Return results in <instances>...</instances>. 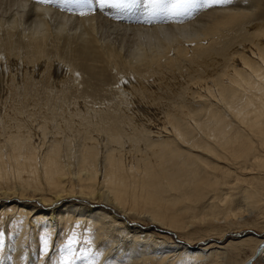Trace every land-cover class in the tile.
<instances>
[{
    "label": "bare ground",
    "instance_id": "6f19581e",
    "mask_svg": "<svg viewBox=\"0 0 264 264\" xmlns=\"http://www.w3.org/2000/svg\"><path fill=\"white\" fill-rule=\"evenodd\" d=\"M4 1L7 6L1 8L29 29L28 64L34 66L49 45H57L53 37L65 20L76 27L94 22L97 42L105 37L124 44L152 33L157 38L149 47L121 52L107 43L103 57L138 75L139 67L149 73L188 62L193 74L185 89L192 90L195 101L191 108L175 104L181 91L169 86L165 100L172 101L161 116L141 117L126 101L122 111L115 105L93 112L63 105L70 113L63 117L60 105L45 103L29 118L16 111L0 123L2 264H21L26 242L39 246V263L57 250L62 264L108 263L119 252L126 257L118 264H264V22L250 20L264 0H147L152 13L162 2L172 10L132 14L131 21L122 16L107 21L101 11L63 15L46 4L49 0ZM99 7L113 8L104 2ZM182 9L188 12L173 17ZM239 24L252 29L253 37L229 55L220 72L213 70L208 59L228 50L210 48L220 26ZM161 28L174 37L187 32L191 39L164 41L157 35ZM4 43L11 54L10 36ZM36 213L32 222H42L33 231L28 220ZM5 226L12 238H4ZM61 226L60 246L55 238ZM166 232L184 244H175ZM77 252L82 257L72 256Z\"/></svg>",
    "mask_w": 264,
    "mask_h": 264
},
{
    "label": "rangeland",
    "instance_id": "374dc122",
    "mask_svg": "<svg viewBox=\"0 0 264 264\" xmlns=\"http://www.w3.org/2000/svg\"><path fill=\"white\" fill-rule=\"evenodd\" d=\"M158 1L160 0H157V2ZM193 1L189 3L188 7L195 3H193ZM239 1L241 2V0H238V2ZM2 2H0V4H3V7H5L4 5L7 6V2ZM29 2L40 3L37 0H29ZM100 2L112 5V7L115 9L108 8L107 10H105V8H100ZM165 3L166 2H162L161 4L158 3L153 13L149 10L150 7L153 6L151 2L148 3L147 0H49V2L46 4L58 11H61L60 13H62L63 15L68 16H78L79 14L77 10L80 8L95 7L96 11L92 13V15L100 13L98 11H101L103 13L101 14L104 16L103 18L109 19L107 21H111L112 19L118 21L121 20L120 16L125 18L127 17V19L130 20L133 16H135V14H142L140 16L149 14L167 15V12L169 13V11L172 9L165 8ZM236 6H239V4ZM4 9L5 8H1L0 6L1 124L10 121L12 119L11 117L15 116L14 112L16 111H24L22 115H29V118L31 117V114L29 113H31L33 109L36 110L38 106H40L41 104L45 105V103H50L51 106H53L54 103H56L57 106L60 105L61 107H59V109L57 108V111H59L63 107V105H66L65 110H67L68 106L69 108H71V105H73V107L81 106L84 107L85 110L88 109L89 111L93 112L92 110L96 108L102 109L111 105H115L116 107L118 106V109L116 110L122 111V107H126L124 103L127 101L126 103L131 102L133 104L135 110L138 111V114L141 117L143 116L145 118H150L154 116H161L164 113L165 106H167L166 104H169V102L167 101H172L170 99L165 100L164 91L169 86H174L175 89L179 88L181 91L179 99L175 101L173 100L174 102H176L175 104L184 107H192L195 101L194 96L192 95V90L185 89L187 87V85L185 84H188L187 82L193 74L191 71L189 72V69L191 70V65H187L188 62L180 63L173 69L164 68L149 73H144V71L147 69L142 66V69L139 67L140 70H138L139 63H136L137 66L135 64V68L133 66L132 69L135 70L136 68H138L136 69V71H139V73L141 72V75H138L131 73L130 71H128L129 67L127 68L126 66H121V64L115 67L111 66L109 63H107L108 57H103V55H105V52H108L106 47L107 43H110V45H113L114 47H117L118 45L119 48L121 47V52H123L125 50L137 49L138 46L149 47L152 42L155 41L154 39L141 40L136 37L128 43L118 44V42H108V39L103 37L102 39L104 40H100L99 42H97L94 41V38L96 39V37H99V31L97 32V25L94 22L93 26L85 25L76 27L77 23L70 21V26L67 29L63 27L62 30L59 31V33L54 35L53 39L57 42V45H49L46 48V56H44L45 58L39 60L33 66L30 63L28 64L27 62L30 53L29 46L26 45V41L28 40L29 36V29L27 28V25L23 23L21 24L18 18H16L18 20L17 22V20L13 19L14 16L10 15V12L6 13ZM258 9L259 10H256L251 14L250 20L252 21V23L264 22L263 1L260 2V7H258ZM144 12H146L147 14ZM185 12L188 11L186 9L176 10L173 17H179ZM132 14L134 15L132 16ZM149 18H146L149 19L147 21L153 22V18H151L150 16ZM129 20L126 21L130 22L131 20ZM91 29L93 30V33L90 32ZM218 32L220 33V35L218 36L217 40H215L217 41V43L210 46V48H227V54L225 56H219L217 54L213 55L212 58L208 59V62L211 61L210 64L214 65L213 70H216L218 68V71L220 72V70H222L229 62L228 59L230 54L239 50L242 44H246L243 46H247L249 39L253 37V32L252 29H246L242 24L234 26L221 25ZM7 34H10L9 36L11 39V47L13 49L11 54H9L8 50H6V46L4 43L6 38H9ZM104 35L106 36L108 34L105 33ZM112 36L113 35H109V37ZM122 45L124 49L122 48ZM48 57L49 59H47ZM204 65L205 64H202V66ZM125 76H129L130 79ZM178 78L180 81L178 80ZM181 81L183 84L181 83ZM180 83L181 87L179 86ZM123 89H125V92H123ZM120 100L122 101V103ZM63 109H61L62 113H64L63 117L65 116V113L67 116H69L70 113L68 111L65 112V110L63 111ZM3 115H5V117ZM37 216L38 214L36 213L32 215V217L28 220V228H31V230L33 231H37L40 226L39 223L42 222L39 221L37 224H34V222H32L33 219ZM16 224L20 225L21 222L18 220ZM7 227L8 226H5L6 234H4V238H12L13 235H7ZM61 229L62 226L61 228H59V231L56 234L55 238L56 245L60 246L64 243L62 240L63 238ZM13 232H15V230ZM201 232L203 233L204 231L201 230L199 233ZM166 234L173 238L172 240L176 242L175 244H184L182 242H179L178 239L175 238V236L170 235L167 232ZM197 234H194L193 236H197ZM177 235L180 234L177 232ZM237 239L239 238H232L233 241H236ZM191 242L194 243L195 240ZM196 244L198 245V242ZM60 246H57L56 248H61ZM6 247L8 246L6 245ZM38 247L39 246L35 247L33 245H30V242H26V246L24 247L25 251L22 258V261L25 262L23 263L21 261V264L64 263V261H61V258L58 255L59 252L57 250L49 251L50 253L48 252L46 257L43 258L44 262L39 263V254L41 253L37 252ZM215 249L216 248H213L210 251H215ZM119 253L117 254V256L112 255L111 258H109L108 263L106 261L103 264H118L119 262L117 259H124L126 257V254L124 252ZM240 253L242 254V251ZM81 255L82 254H79L78 252L72 254L73 257L78 258L82 257ZM10 257L9 260H11ZM78 258L76 260H78ZM236 258H238V256L235 257L233 263L236 262ZM3 259L4 257H0V264L3 263ZM73 264L85 263L84 261L81 262L80 260H78ZM173 264L177 263L175 262Z\"/></svg>",
    "mask_w": 264,
    "mask_h": 264
},
{
    "label": "clouds",
    "instance_id": "9594fccd",
    "mask_svg": "<svg viewBox=\"0 0 264 264\" xmlns=\"http://www.w3.org/2000/svg\"><path fill=\"white\" fill-rule=\"evenodd\" d=\"M21 7H24V5H22ZM69 26H70V21L65 20L63 27L65 29H67ZM157 35L160 39H163L164 41H169V40H172L174 38L186 40V41L191 39L189 33H187V32H181L178 36L174 37V35L172 33H170L169 31H167L164 28L159 29ZM156 38H157V36H154L152 33H140L139 34V39H141V40H151V39H156Z\"/></svg>",
    "mask_w": 264,
    "mask_h": 264
},
{
    "label": "snow or ice",
    "instance_id": "6c2138e0",
    "mask_svg": "<svg viewBox=\"0 0 264 264\" xmlns=\"http://www.w3.org/2000/svg\"><path fill=\"white\" fill-rule=\"evenodd\" d=\"M212 2L213 3H228V4H230V3H232V0H212ZM101 8H103V7H101ZM95 11H96L95 7H92V8H80V9L77 10L78 14L82 15V16L83 15H87L89 13H94ZM68 243H69V245H71L73 243V241L69 240ZM44 246H45V249H47V247H48V240L47 239L44 240ZM65 259H67V258H65Z\"/></svg>",
    "mask_w": 264,
    "mask_h": 264
}]
</instances>
